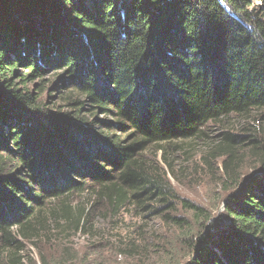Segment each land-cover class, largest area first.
Returning a JSON list of instances; mask_svg holds the SVG:
<instances>
[{
	"label": "trees",
	"instance_id": "1",
	"mask_svg": "<svg viewBox=\"0 0 264 264\" xmlns=\"http://www.w3.org/2000/svg\"><path fill=\"white\" fill-rule=\"evenodd\" d=\"M58 71L83 98L71 111L42 100ZM253 111H264V0H0V264L21 263L19 238L53 200L92 191L117 211L173 206L143 154ZM242 141L225 134L228 148ZM226 198L208 229L213 216L184 203L203 222L186 264H264V170Z\"/></svg>",
	"mask_w": 264,
	"mask_h": 264
},
{
	"label": "rangeland",
	"instance_id": "2",
	"mask_svg": "<svg viewBox=\"0 0 264 264\" xmlns=\"http://www.w3.org/2000/svg\"><path fill=\"white\" fill-rule=\"evenodd\" d=\"M64 76L60 71L44 76L42 100L50 109L71 111L73 103L83 100L63 85ZM227 133L243 141L228 148ZM143 159L172 188L173 206L132 203L117 211L92 191L53 200L31 239L19 238L25 246L20 264H186L191 253L187 240L203 222L184 203L213 216L203 223L207 229L218 224L227 195L264 170V111L231 115L211 123L200 137L152 146Z\"/></svg>",
	"mask_w": 264,
	"mask_h": 264
}]
</instances>
